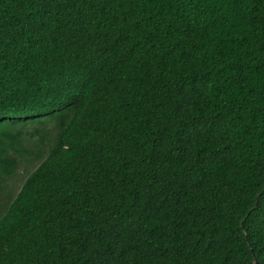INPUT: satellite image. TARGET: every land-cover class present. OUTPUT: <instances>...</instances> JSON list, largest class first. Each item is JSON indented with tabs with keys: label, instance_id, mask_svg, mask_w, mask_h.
<instances>
[{
	"label": "trees",
	"instance_id": "16d2710c",
	"mask_svg": "<svg viewBox=\"0 0 264 264\" xmlns=\"http://www.w3.org/2000/svg\"><path fill=\"white\" fill-rule=\"evenodd\" d=\"M36 158L0 264H264V0H0V193Z\"/></svg>",
	"mask_w": 264,
	"mask_h": 264
},
{
	"label": "rangeland",
	"instance_id": "374dc122",
	"mask_svg": "<svg viewBox=\"0 0 264 264\" xmlns=\"http://www.w3.org/2000/svg\"><path fill=\"white\" fill-rule=\"evenodd\" d=\"M48 123V122H47ZM46 125L41 124H34L31 128L32 130L38 128V129H44L47 130L48 125L51 124V126L56 127L57 122L56 119H54L51 123H48ZM50 127V126H49ZM36 138H39L36 136ZM32 140V138H30ZM27 143V142H26ZM47 151H43L44 158L46 156ZM41 163V159H34L33 161L30 159L27 161H23L20 167L17 169L16 173L5 182V188L0 193V217L6 212L12 201L15 199L17 194L22 189L29 173L35 169L39 164Z\"/></svg>",
	"mask_w": 264,
	"mask_h": 264
}]
</instances>
